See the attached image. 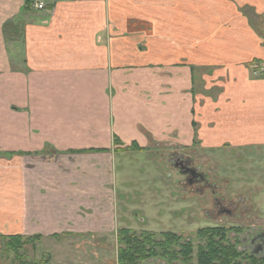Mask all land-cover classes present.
Here are the masks:
<instances>
[{"label":"crops","instance_id":"0c3cea01","mask_svg":"<svg viewBox=\"0 0 264 264\" xmlns=\"http://www.w3.org/2000/svg\"><path fill=\"white\" fill-rule=\"evenodd\" d=\"M150 143L264 151V0H0V236L96 252Z\"/></svg>","mask_w":264,"mask_h":264},{"label":"rangeland","instance_id":"374dc122","mask_svg":"<svg viewBox=\"0 0 264 264\" xmlns=\"http://www.w3.org/2000/svg\"><path fill=\"white\" fill-rule=\"evenodd\" d=\"M260 65L255 74L263 73ZM117 149L119 152L116 151L112 159V171L116 178L115 182L112 179V188L116 190L109 193L110 197L112 193L113 196L117 193L114 200L116 229L129 227L156 234L171 231L182 235L183 239L189 238L194 243L191 264H196V245L202 241L196 232L205 226L236 227L239 231L230 230L229 237L240 240V245L249 251L263 244V237H258L264 235L263 150L231 148L230 154L220 158L218 163L213 162L210 149H199L196 143L187 148L150 143L143 150L131 146L126 150ZM185 164L196 171H200L198 166L203 165L208 185L203 186L196 179L189 182L176 169V166ZM212 185L219 194L220 203L230 213L217 210ZM91 239H94V246L98 241L104 243L107 240L104 244L107 248H96V252L95 249L91 252L73 250L72 247L66 249L62 245L70 240L41 235L35 242V249L31 245L24 246L19 259L5 247L0 249V264H19L34 258L46 259L45 264H116L114 235L111 233L106 239L99 236ZM148 264L169 263L156 259Z\"/></svg>","mask_w":264,"mask_h":264},{"label":"trees","instance_id":"16d2710c","mask_svg":"<svg viewBox=\"0 0 264 264\" xmlns=\"http://www.w3.org/2000/svg\"><path fill=\"white\" fill-rule=\"evenodd\" d=\"M134 147L136 148V145ZM230 230L239 231L236 227L232 226L230 229L223 225L198 229L196 233L202 241L196 245V264H264V254H262L264 248L257 253L245 249L240 245V240L236 238L231 240ZM40 237L39 234L0 236V249L5 247L14 252L19 259L24 246L31 245L35 249V242ZM115 239L116 264H148L149 261L156 259L169 264H191L192 262L193 241L189 238L183 239L182 235L176 232L165 231L156 234L120 227L116 230ZM46 261V259L34 258L26 262L20 261L19 264H45Z\"/></svg>","mask_w":264,"mask_h":264},{"label":"flooded vegetation","instance_id":"af4514ba","mask_svg":"<svg viewBox=\"0 0 264 264\" xmlns=\"http://www.w3.org/2000/svg\"><path fill=\"white\" fill-rule=\"evenodd\" d=\"M170 154H172L171 152H169ZM172 163V161H171ZM177 170L179 172H181L182 174H184L186 177H187V180L190 182V181H194V179H196L197 182L203 184V186H207L208 185V178L206 177L207 176V173H205V170L203 169V165H200L198 166V169H200V171H196L194 168H191L189 167L187 164H185V166H176ZM180 167H182L180 169ZM212 187V191L214 192L213 193V197H214V203L217 207V210L219 211H224L225 213H230L231 211L227 208H224L223 205L220 203V200H219V194H216V190L214 189V185L211 186ZM215 195V196H214ZM117 230V229H116ZM116 233V231H115ZM262 235L259 237V239L261 238L262 239ZM263 243H264V237H263ZM116 245V243H115ZM96 247V246H95ZM258 246H256L257 248ZM96 248H107L106 245L104 246H101V247H96ZM116 249V247H114ZM254 250V249H253Z\"/></svg>","mask_w":264,"mask_h":264},{"label":"built area","instance_id":"2783aa9c","mask_svg":"<svg viewBox=\"0 0 264 264\" xmlns=\"http://www.w3.org/2000/svg\"><path fill=\"white\" fill-rule=\"evenodd\" d=\"M28 1L36 11H43L48 3V0H28Z\"/></svg>","mask_w":264,"mask_h":264},{"label":"water","instance_id":"95a60500","mask_svg":"<svg viewBox=\"0 0 264 264\" xmlns=\"http://www.w3.org/2000/svg\"><path fill=\"white\" fill-rule=\"evenodd\" d=\"M261 235H259L258 237H260ZM263 237H264V235H262ZM262 248H259V247H257V248H255L254 250H253V252L254 253H257V252H259L260 250H261Z\"/></svg>","mask_w":264,"mask_h":264}]
</instances>
